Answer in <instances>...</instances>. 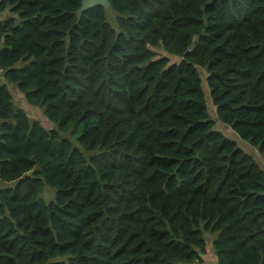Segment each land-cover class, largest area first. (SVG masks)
I'll return each mask as SVG.
<instances>
[{
  "label": "trees",
  "instance_id": "trees-1",
  "mask_svg": "<svg viewBox=\"0 0 264 264\" xmlns=\"http://www.w3.org/2000/svg\"><path fill=\"white\" fill-rule=\"evenodd\" d=\"M80 2L0 0V264H264V0Z\"/></svg>",
  "mask_w": 264,
  "mask_h": 264
},
{
  "label": "rangeland",
  "instance_id": "rangeland-1",
  "mask_svg": "<svg viewBox=\"0 0 264 264\" xmlns=\"http://www.w3.org/2000/svg\"><path fill=\"white\" fill-rule=\"evenodd\" d=\"M6 15H7V12L1 14L0 15V19H3V17H5ZM114 27L115 28L117 27L116 24H114ZM160 52H161V54H164L162 51H160ZM170 59L172 61L176 60V58H172L171 56H170ZM202 82H203L204 91L206 92V95H207L208 94V89L206 87L204 75L202 76ZM206 105H207L210 117L215 120V129L216 130H220L224 135H226L227 137H229V138L233 139L234 141H236L237 142V146H239L244 152L249 154L253 158L255 163L264 172V162H263L259 152L257 151V149L252 147V146H250L248 143L242 141L241 139H239L237 137V135H235L233 133V131L228 126L224 125L222 122H220V121H218L216 119L217 117H216V113H215V107L212 105L211 100L208 97V95L206 96ZM28 112L31 115L32 119H37L44 125L52 124L48 120V118L46 116H44V114L42 113L40 108L29 109ZM41 196L45 200H50V199L53 198V190L51 188H49V187H45V189L43 190V193L41 194ZM204 238L206 239L207 245H206V249H205V254L202 257V262L199 263V264H217L216 256H215L213 248H212V240L214 238V235H212V234H210L208 232H205L204 233Z\"/></svg>",
  "mask_w": 264,
  "mask_h": 264
},
{
  "label": "water",
  "instance_id": "water-1",
  "mask_svg": "<svg viewBox=\"0 0 264 264\" xmlns=\"http://www.w3.org/2000/svg\"><path fill=\"white\" fill-rule=\"evenodd\" d=\"M98 5L101 6L105 10L109 8L108 0H81L79 12L83 13L86 10H88L94 6H98Z\"/></svg>",
  "mask_w": 264,
  "mask_h": 264
},
{
  "label": "crops",
  "instance_id": "crops-1",
  "mask_svg": "<svg viewBox=\"0 0 264 264\" xmlns=\"http://www.w3.org/2000/svg\"><path fill=\"white\" fill-rule=\"evenodd\" d=\"M4 79L3 77L0 78V82H3ZM12 91V90H11ZM13 92V91H12ZM15 99H17L18 101H22L23 100V95L21 93H15V96H14Z\"/></svg>",
  "mask_w": 264,
  "mask_h": 264
},
{
  "label": "built area",
  "instance_id": "built-area-1",
  "mask_svg": "<svg viewBox=\"0 0 264 264\" xmlns=\"http://www.w3.org/2000/svg\"><path fill=\"white\" fill-rule=\"evenodd\" d=\"M3 70L0 68V78H2Z\"/></svg>",
  "mask_w": 264,
  "mask_h": 264
}]
</instances>
